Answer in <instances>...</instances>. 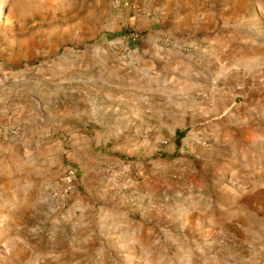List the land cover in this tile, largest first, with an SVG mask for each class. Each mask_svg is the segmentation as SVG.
I'll use <instances>...</instances> for the list:
<instances>
[{
  "label": "rangeland",
  "instance_id": "rangeland-1",
  "mask_svg": "<svg viewBox=\"0 0 264 264\" xmlns=\"http://www.w3.org/2000/svg\"><path fill=\"white\" fill-rule=\"evenodd\" d=\"M241 1L0 0V107L13 104V195L28 193L29 198L20 202L13 197V206L27 209L14 217L27 227L21 234L39 253L31 255V264H114L108 258L97 262L95 254L68 253L63 263L57 257L69 250L74 235L70 209L82 205L76 190L63 198L59 184L65 171L73 169L78 178L82 161L102 179L108 176L107 158L113 157L115 145L138 147L155 137L131 134L114 141L116 136L105 133L103 122L115 124L123 116L124 123L139 116L144 124L145 100L153 94L142 82L145 76H129V66L119 75L106 64L129 61L137 51L150 53L155 44L179 49L205 80L196 96L207 94L205 104L211 106L209 84L217 62L209 43L180 39L172 30L159 32L160 18L167 4L191 17L205 9L231 10ZM149 30L157 37L150 38ZM173 96L168 89L159 93L160 100ZM262 113L264 105L242 117L227 109L214 131L198 118L179 114L176 134L162 130L163 145L182 143L184 163H177L181 169L169 176L170 194L153 202L151 213L132 216L155 230L160 264H264ZM82 135L94 145L89 151L77 143ZM248 167L257 170V182H250ZM96 181L92 176L88 188L77 190L94 196L86 198L88 205L106 207L103 183ZM139 192L134 189L135 196Z\"/></svg>",
  "mask_w": 264,
  "mask_h": 264
},
{
  "label": "crops",
  "instance_id": "crops-1",
  "mask_svg": "<svg viewBox=\"0 0 264 264\" xmlns=\"http://www.w3.org/2000/svg\"><path fill=\"white\" fill-rule=\"evenodd\" d=\"M169 6L164 7L159 32L172 30L170 32L180 39L202 38L209 43L211 57L217 62L214 82L209 84L213 88L210 94L212 105L205 104L207 94L202 95L204 99L200 98L201 95L196 96L197 87H202L205 80L199 79L201 75L183 60L179 49L155 44L150 53L137 51L129 61L119 59V64L112 67L106 64L109 70L119 75L123 74L124 67L129 66V76H145L142 82L149 85L153 94L145 100L144 124L138 122L139 116H135L132 123H124L127 116H123L120 117L122 121L115 124L103 122L101 127H105V133L116 136L114 141L123 136L128 139L131 134L155 137L138 147L128 143L115 145L113 157L107 158L108 176L102 179L98 177L99 173H93L92 168L79 162L81 173L71 187L72 194L76 190L75 198L80 203L82 201V205L70 209L74 235L68 244L69 250L58 252L59 263L65 261L68 253H84L95 254L97 262L108 258L114 264H160L161 242L156 238L155 230L134 221L132 216L137 211L141 214L152 212L150 206L153 202L169 193V176L182 167L177 163H184L179 156L182 143L164 142L163 145L162 130L167 128L171 134H176L180 114L198 118L205 122V128L214 131L224 122L227 109L242 117L247 112H259L264 105V1L242 0L241 5L235 3L231 10L205 9L196 12V16L193 12L191 17ZM144 21L143 26L146 25ZM155 33L149 30L148 35L156 38ZM167 89L174 96L160 100L159 93ZM0 122L4 125L0 130V264H31L29 258L37 252L21 234L27 227L14 217L27 209L13 206V197L20 202H27L29 198L28 193L24 198L13 195V180L16 178H13V104L0 107ZM77 143L88 151L94 146L85 135ZM253 165L257 169V165ZM248 168L246 175L250 182H257V170L251 172L252 167ZM92 176L97 177V184L103 183L102 190L108 200L106 207L88 205L86 198L90 200L94 196L90 193L82 195L78 191L83 186L82 189L88 188ZM134 189L140 190L139 196L134 195Z\"/></svg>",
  "mask_w": 264,
  "mask_h": 264
},
{
  "label": "built area",
  "instance_id": "built-area-1",
  "mask_svg": "<svg viewBox=\"0 0 264 264\" xmlns=\"http://www.w3.org/2000/svg\"><path fill=\"white\" fill-rule=\"evenodd\" d=\"M130 40H132L131 37L129 38V41ZM133 41H136V38H134ZM75 175L76 173L73 169H67V171L63 175L62 184H59L60 192L65 200H67L72 194L71 184L74 182Z\"/></svg>",
  "mask_w": 264,
  "mask_h": 264
},
{
  "label": "trees",
  "instance_id": "trees-1",
  "mask_svg": "<svg viewBox=\"0 0 264 264\" xmlns=\"http://www.w3.org/2000/svg\"><path fill=\"white\" fill-rule=\"evenodd\" d=\"M180 138V137H179Z\"/></svg>",
  "mask_w": 264,
  "mask_h": 264
}]
</instances>
